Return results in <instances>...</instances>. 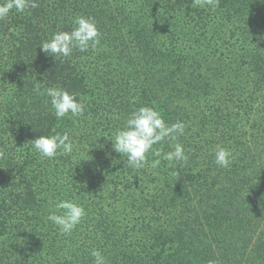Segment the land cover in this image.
Wrapping results in <instances>:
<instances>
[{
	"label": "trees",
	"instance_id": "1",
	"mask_svg": "<svg viewBox=\"0 0 264 264\" xmlns=\"http://www.w3.org/2000/svg\"><path fill=\"white\" fill-rule=\"evenodd\" d=\"M36 2L0 19V264H93L94 249L107 264H264V2ZM76 16L99 44L45 54ZM48 87L75 93L83 115L57 120ZM142 106L185 132L134 169L111 140ZM65 132L70 154L32 146ZM176 142L186 162L163 160ZM64 199L86 212L68 235L46 219Z\"/></svg>",
	"mask_w": 264,
	"mask_h": 264
},
{
	"label": "clouds",
	"instance_id": "2",
	"mask_svg": "<svg viewBox=\"0 0 264 264\" xmlns=\"http://www.w3.org/2000/svg\"><path fill=\"white\" fill-rule=\"evenodd\" d=\"M264 2V0H262ZM199 7L210 6L212 0H194ZM36 0H0V19L6 18L15 9L23 13L28 8H36ZM71 31H58L51 38L42 41L40 49L47 55L56 57H69L73 49L86 52L89 48H95L99 44V30L90 17L76 16L73 19ZM39 91V87L35 89ZM44 95L49 98L51 108L57 120L65 117H78L83 115L85 105L79 101L75 93H69L66 89L48 87ZM185 132V125L181 121L166 124L162 114L154 107L142 106L134 110L127 118L123 128L115 134L113 148L116 152L127 157V165L134 169H142L147 163V154L153 146L166 140L176 141L178 136ZM32 146L41 157L52 159L57 155H67L73 151V143L69 134L55 133L54 135H42L32 141ZM172 151L164 153L165 161L186 162L188 157L182 144L176 142ZM161 155L160 152L156 153ZM232 153L230 150L217 146L214 153L215 164L221 168H227L231 164ZM160 160L152 162V167L159 165ZM54 209L49 211L46 219L57 227L62 235L70 234L80 224L86 215L82 205L72 200H59L53 203ZM90 255L94 258L93 264H107L106 257L101 251L94 249Z\"/></svg>",
	"mask_w": 264,
	"mask_h": 264
}]
</instances>
